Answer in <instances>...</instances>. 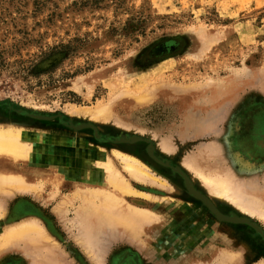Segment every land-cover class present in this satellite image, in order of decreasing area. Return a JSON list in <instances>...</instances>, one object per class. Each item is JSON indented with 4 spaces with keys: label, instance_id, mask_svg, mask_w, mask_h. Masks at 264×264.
Segmentation results:
<instances>
[{
    "label": "rangeland",
    "instance_id": "374dc122",
    "mask_svg": "<svg viewBox=\"0 0 264 264\" xmlns=\"http://www.w3.org/2000/svg\"><path fill=\"white\" fill-rule=\"evenodd\" d=\"M147 89L145 104L121 106L127 94ZM111 98L108 118L88 115ZM216 110L209 129L190 121ZM262 119L264 0H0V127L45 131L97 160L109 158L136 193L124 195L125 203L155 216L139 236L103 230L95 249H87L74 223L78 181L54 171V185L40 168L34 187L0 196V233L33 220L45 234L2 246L0 264H259L264 223L212 197L224 214L246 215L263 236L246 224L214 222L170 167L208 193L184 164L216 138L229 146L226 161L216 156L209 163L248 161L257 173L249 168L245 175L258 180L264 151L243 135ZM113 152L136 157L154 180L128 178ZM15 170L31 172L25 163ZM195 213L203 222L193 221Z\"/></svg>",
    "mask_w": 264,
    "mask_h": 264
},
{
    "label": "bare ground",
    "instance_id": "6f19581e",
    "mask_svg": "<svg viewBox=\"0 0 264 264\" xmlns=\"http://www.w3.org/2000/svg\"><path fill=\"white\" fill-rule=\"evenodd\" d=\"M149 91L147 89L142 90L140 94H127L125 98H122L121 106L124 109H132L138 104H145L144 102L149 97ZM198 91L200 90L194 89L190 94L196 98V96L201 94ZM169 96L175 97L176 95L172 94ZM112 100L113 98L109 99L105 104L102 103L94 107L88 115L94 119L108 118ZM192 106L189 107L192 108ZM219 111L216 110L213 115L209 114L206 119H198V117L193 116L190 118V121L194 120L203 129H209L214 123L212 121H215L212 118L217 116L218 114L216 113ZM192 130L194 131V129ZM96 138L98 140L102 139L99 135ZM119 140L123 139L117 137V141ZM71 141H65L64 138H57L54 135L49 136L48 133L41 130H35L34 132L30 128L23 126L14 127L12 124H8L5 127H0V196H11L16 192H22L34 187L37 182L35 180L38 179L39 173L41 172L40 168L44 169L43 172L46 174L40 175V177H48L47 181L55 185V182L60 181L57 179H49L52 176L50 172L55 171L61 178L78 181L77 188L73 193V197L79 200V205L75 211L74 223L78 236L87 249H95L97 239L103 230L111 233L116 228H122L131 235H138L148 222L151 221L152 217H155L151 215L153 212L145 211V209H139L125 203L124 195L136 193L131 190L124 176L113 166L109 158L102 157V159L97 160L83 151V147L81 148L80 144ZM208 145L206 147L204 146L205 148L201 149L197 156L189 157L184 164L186 166L184 168H187L186 170L190 169L194 173L197 179L205 186L207 189L206 192L208 193H204L196 188L191 177L182 168L177 167L176 170L180 171L179 175L182 179L185 193L193 200L200 202L206 212L212 216L214 222L232 225L241 224L238 222H246L250 223L259 232H262L261 228L246 217V215L257 217L264 223V173L257 180L255 178L256 175H254L257 173L256 168L251 163L249 164L248 161L241 162L246 169L237 162H234L231 167L226 163L224 168L218 166L217 163L211 164L209 163V159L212 157L213 160L216 156L225 158L226 149L229 146L216 138ZM168 148L167 144L163 146L164 150H168ZM113 156L119 160L118 162L122 166V172L128 178L144 180V182L145 179L152 178L149 177L146 168L136 157L123 155L118 152H113ZM80 157H84L83 163L85 166L80 163ZM225 161L226 158L224 159ZM19 163L30 165L31 172H25L24 174L17 172L15 168ZM235 164H237L236 167H234ZM249 168H252L254 174L250 175L249 172V176L247 177L245 174ZM243 176H245L243 178L245 181L242 180ZM152 179L149 181H152ZM109 185L111 186L110 188ZM212 197L231 203L237 210H240L246 215H237L234 213L229 215L224 214L217 208ZM191 209L190 207L188 211ZM60 214H63V212ZM192 219L194 222H203L202 217L196 213ZM200 225L207 232L213 229L212 225H202V223ZM43 234L45 233H43L33 220L18 224L8 232L0 233V249L3 250L4 247L2 248V246L8 247L11 243L19 239L22 240L28 237H34L37 240L41 239ZM259 264H264V261H260Z\"/></svg>",
    "mask_w": 264,
    "mask_h": 264
},
{
    "label": "flooded vegetation",
    "instance_id": "af4514ba",
    "mask_svg": "<svg viewBox=\"0 0 264 264\" xmlns=\"http://www.w3.org/2000/svg\"><path fill=\"white\" fill-rule=\"evenodd\" d=\"M65 124H66L65 126L74 127V126H71L70 123H65ZM243 137H245L243 139L244 140L243 142L246 144H249L248 146H254L257 148V150L264 151V120L262 119V124L260 125L258 124L254 128L248 129L247 135H243Z\"/></svg>",
    "mask_w": 264,
    "mask_h": 264
},
{
    "label": "water",
    "instance_id": "95a60500",
    "mask_svg": "<svg viewBox=\"0 0 264 264\" xmlns=\"http://www.w3.org/2000/svg\"><path fill=\"white\" fill-rule=\"evenodd\" d=\"M64 125H66L65 123H63ZM80 126H74V127H71V128H73V129H77V128H79ZM101 141H111V142H133L134 140H135V138L133 137V138H127L126 139V141H124V140H119V141H117V137H115V138H111V137H106L105 139H100ZM166 165H168L167 163H166ZM172 170H173V172H176L178 175L180 174V171H178V170H176L177 169V167H170ZM180 176V175H179ZM227 222H230V221H227ZM238 223H241V224H246V225H248V226H250L251 228H253L254 229V231L255 232H257L258 234H260V235H262L263 236V234H262V232H259L258 230H256L254 227H252V225H250V223H246V222H238Z\"/></svg>",
    "mask_w": 264,
    "mask_h": 264
}]
</instances>
